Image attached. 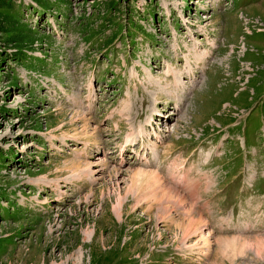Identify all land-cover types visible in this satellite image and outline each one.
I'll return each mask as SVG.
<instances>
[{
	"label": "rangeland",
	"instance_id": "1",
	"mask_svg": "<svg viewBox=\"0 0 264 264\" xmlns=\"http://www.w3.org/2000/svg\"><path fill=\"white\" fill-rule=\"evenodd\" d=\"M0 264H264V0H0Z\"/></svg>",
	"mask_w": 264,
	"mask_h": 264
},
{
	"label": "bare ground",
	"instance_id": "2",
	"mask_svg": "<svg viewBox=\"0 0 264 264\" xmlns=\"http://www.w3.org/2000/svg\"><path fill=\"white\" fill-rule=\"evenodd\" d=\"M200 60V59H199ZM191 62V61H190ZM180 63V62H179ZM173 66V65H172ZM171 66V67H172ZM179 66V65H178ZM181 70V69H180ZM169 74V73H168ZM169 77V76H168ZM171 77V76H170ZM164 82V81H163ZM150 83H152V82H150ZM159 83H160V81H159ZM186 84V83H185ZM180 86V85H179ZM184 86V85H183ZM154 87H156V86H154ZM168 87V86H167ZM177 87V86H176ZM157 88H159V86L157 87ZM163 88V87H162ZM179 88H181V87H179ZM183 88V87H182ZM175 91V90H174ZM172 92V91H171ZM184 93V92H183ZM134 107V106H133ZM177 107V106H176ZM127 108V107H126ZM181 108V107H180ZM177 110V109H176ZM173 111V110H172ZM172 113V112H171ZM177 113H180V111L178 110L177 111ZM75 114V113H74ZM174 114L176 115V111L174 112ZM140 115V114H139ZM80 116V115H79ZM139 117V116H138ZM85 118V117H84ZM84 120H87V118H85ZM87 123V122H86ZM152 124V123H151ZM141 128V127H140ZM85 130H87V127L84 129V131ZM134 130V129H133ZM85 133H86V131H85ZM80 134V133H79ZM142 136V135H141ZM138 137H140V136H138ZM75 138V137H74ZM137 138V137H136ZM131 139V138H130ZM129 141V140H128ZM128 141H126V143L128 142ZM133 141V140H132ZM135 143V142H134ZM129 144V143H128ZM133 145V144H132ZM128 147V146H127ZM81 163H77V167H81V165H80ZM86 165V164H85ZM101 166H107V164L106 163H103L102 162V164H101ZM91 167V163L90 164H87V168H90ZM76 168V167H75ZM91 169V168H90ZM75 170V169H74ZM114 171V170H113ZM100 173L102 172V171H99ZM126 173V172H125ZM121 174V175H120ZM92 175H93V173H92ZM99 175H102V174H99ZM115 175H116V177L117 176H122V177H120L121 178V182H123V180H124V172H121V171H116L115 172ZM127 177H129L130 179H131V183H132V185L130 186V188H131V190H130V192L131 191H133V189H136L135 191H137L139 194L140 193H142L143 191H145V190H147V189H149V188H151V187H157V184H159V189H161V183H160V180H159V176L157 175V174H155V173H153V172H146V171H144V170H130L129 171V174H125ZM126 180V179H125ZM117 181H119V178L117 179ZM168 186V185H167ZM169 187V186H168ZM128 188V187H127ZM170 188V187H169ZM165 191H166V195L164 196L163 195V198L161 199V201H165L167 204L168 203H170V204H173V203H171V202H174V201H176V199L174 198L175 196H178L177 194H175V192L176 191H174V193H172L171 192V190H173V189H171V190H168V188H167V190L166 189H164ZM156 191H157V189H156ZM151 193H152V191H151ZM155 194V190H153V195ZM172 195H175V196H172ZM182 196V195H181ZM179 197V196H178ZM154 198V197H153ZM163 199H165V200H163ZM185 199V198H184ZM154 200V199H153ZM178 200V199H177ZM121 204V203H120ZM164 204V203H163ZM180 204V203H179ZM169 205V204H168ZM175 205H176V203H175ZM174 205V206H175ZM185 205V204H184ZM121 206V205H120ZM171 206V205H170ZM169 206V207H170ZM168 207V208H169ZM185 207V206H184ZM167 208V209H168ZM181 209V208H180ZM183 212V211H182ZM186 212V211H185ZM187 213V217H185L184 219V221L179 225V227L182 229V232H183V234L184 235H191L192 233H193V231H194V233H197V232H201V236L200 237H202L205 241L208 239H205V236H204V232L202 231V228H200V226H198L197 228H196V226L197 225H199L198 223H200L201 222V220L199 221V220H197V219H195L194 218V216H193V214H192V209L190 210V211H187L186 212ZM185 214V213H184ZM199 218V217H198ZM203 225V224H202ZM198 234V233H197ZM194 236V235H193ZM210 236V235H209ZM244 240H246V239H244ZM202 241V240H201ZM235 242V241H237V239H235V238H233L232 240L231 239H228V240H225V241H223V242ZM261 241H263V240H261ZM206 245V244H205ZM208 245H209V243H208ZM235 245V244H234ZM207 246V245H206ZM231 247V246H230ZM229 248V247H228ZM230 249V248H229ZM209 251V250H208Z\"/></svg>",
	"mask_w": 264,
	"mask_h": 264
}]
</instances>
